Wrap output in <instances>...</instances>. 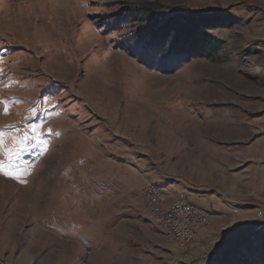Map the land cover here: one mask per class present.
Listing matches in <instances>:
<instances>
[{
  "label": "rangeland",
  "instance_id": "rangeland-1",
  "mask_svg": "<svg viewBox=\"0 0 264 264\" xmlns=\"http://www.w3.org/2000/svg\"><path fill=\"white\" fill-rule=\"evenodd\" d=\"M148 4L231 16L223 50L114 39ZM0 133V264H264V0H0ZM152 184L208 229L165 238Z\"/></svg>",
  "mask_w": 264,
  "mask_h": 264
},
{
  "label": "trees",
  "instance_id": "trees-1",
  "mask_svg": "<svg viewBox=\"0 0 264 264\" xmlns=\"http://www.w3.org/2000/svg\"><path fill=\"white\" fill-rule=\"evenodd\" d=\"M159 9L157 5L148 4L135 10L138 16L144 20L142 31L149 43L162 46L164 52L171 51L179 55L196 54L198 57L208 59H215L218 53L223 50L224 43L217 39L212 32L225 27L231 16L225 18L213 15L218 26L210 30V35H200L198 39L192 40V34L198 31V23L206 19L203 14L185 10L167 14L162 13Z\"/></svg>",
  "mask_w": 264,
  "mask_h": 264
},
{
  "label": "snow or ice",
  "instance_id": "snow-or-ice-1",
  "mask_svg": "<svg viewBox=\"0 0 264 264\" xmlns=\"http://www.w3.org/2000/svg\"><path fill=\"white\" fill-rule=\"evenodd\" d=\"M206 19L200 21L198 23V31L194 32L191 36L192 40H196L200 35H210V30L215 29L218 26V22L213 19L214 10L208 9L206 13L203 14ZM114 39H118L124 42V44L128 45L131 48H139L141 50L142 55L153 58V59H179L178 54L173 53L171 51L164 52L162 50V46H157L155 44L148 45L145 43L144 38L141 37L136 32H121L119 36L114 37ZM8 109L5 108V114H7ZM35 133V127L32 129ZM3 134L0 133V145H3ZM30 174L28 172H13L9 169L8 166L0 162V175H3L6 178L14 179L18 182H24L25 175ZM239 224V222H236ZM231 227V226H230ZM227 236V232L221 236L219 240H217L213 247L219 246L221 243H227L225 237ZM206 264V262H205Z\"/></svg>",
  "mask_w": 264,
  "mask_h": 264
},
{
  "label": "built area",
  "instance_id": "built-area-1",
  "mask_svg": "<svg viewBox=\"0 0 264 264\" xmlns=\"http://www.w3.org/2000/svg\"><path fill=\"white\" fill-rule=\"evenodd\" d=\"M143 190L145 198H152V203L162 197L156 196V193L147 186ZM200 213H202V209L197 204L179 202L178 210L175 213L160 214V217H167V236L185 239V243H187L193 231L205 232L210 222L200 220Z\"/></svg>",
  "mask_w": 264,
  "mask_h": 264
},
{
  "label": "bare ground",
  "instance_id": "bare-ground-1",
  "mask_svg": "<svg viewBox=\"0 0 264 264\" xmlns=\"http://www.w3.org/2000/svg\"><path fill=\"white\" fill-rule=\"evenodd\" d=\"M148 188H151L154 193H156V196H162L159 197L158 200L154 201L152 203V198H146L148 201V204L150 206H153V210L150 214L151 221L162 231L165 238L174 240L181 244L182 246H185L186 244L192 243L199 234H201V231H193L191 234V237L187 240V243H185V239H181L175 236H167V217H160V214H167V213H175L176 210H178V203H190L189 200L185 198H179L175 202L169 204L168 198L165 196L164 192L160 190L155 185L147 186ZM145 194V193H144ZM200 209H202L200 207ZM209 213L206 212L204 209H202V213H200V220H207L209 222Z\"/></svg>",
  "mask_w": 264,
  "mask_h": 264
},
{
  "label": "water",
  "instance_id": "water-1",
  "mask_svg": "<svg viewBox=\"0 0 264 264\" xmlns=\"http://www.w3.org/2000/svg\"><path fill=\"white\" fill-rule=\"evenodd\" d=\"M258 228V227H257ZM257 228H255L254 230H256Z\"/></svg>",
  "mask_w": 264,
  "mask_h": 264
}]
</instances>
